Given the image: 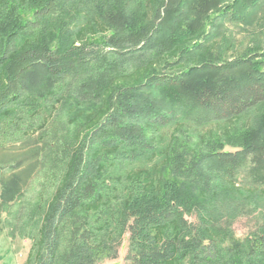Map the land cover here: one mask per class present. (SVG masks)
Wrapping results in <instances>:
<instances>
[{"label": "trees", "instance_id": "obj_1", "mask_svg": "<svg viewBox=\"0 0 264 264\" xmlns=\"http://www.w3.org/2000/svg\"><path fill=\"white\" fill-rule=\"evenodd\" d=\"M263 14L264 0H161L151 19L143 0H19L0 9V225L33 178L58 180L48 201L16 213L26 216L21 231L40 225L25 264H97L117 254L124 234V264H264V203L246 193L264 189V126L244 133L234 151L217 141L195 152L166 150L161 170L170 173L160 180L116 173L154 158L162 127L228 121L264 105V49L186 64L221 35L223 22ZM95 19L108 30L93 33ZM177 49L163 66H147ZM132 67L143 74L117 84ZM66 79L76 115L100 101L105 115L80 139L55 121L31 141L6 145ZM249 203L259 215L238 239L233 221L257 213Z\"/></svg>", "mask_w": 264, "mask_h": 264}, {"label": "rangeland", "instance_id": "obj_2", "mask_svg": "<svg viewBox=\"0 0 264 264\" xmlns=\"http://www.w3.org/2000/svg\"><path fill=\"white\" fill-rule=\"evenodd\" d=\"M17 1L19 0H0V9L5 10L11 2L16 3ZM143 2L145 4V16L147 19H151L156 8L161 4V0H143ZM214 13L215 11H212L210 16ZM95 21L96 23H93V33L97 29L98 33L102 30L105 32L108 30L104 25H99L96 19ZM204 21V27H207V18ZM218 29L222 30L221 35L211 39L203 52L189 57L186 64L196 63L206 57L219 61L229 60L246 54L256 47L264 49V14L251 23L225 21ZM90 31H92V27L87 26L84 28L83 33L89 34ZM178 53L179 49L163 53L161 56L152 58L147 62V66L151 64L150 66L161 67L167 59H174ZM143 69L135 70L132 67L128 76L118 78L116 83H129L135 80L143 74ZM69 82V79L61 82L63 83V88L59 90L60 93L57 95L59 98L45 100L44 106L38 110L39 114H26L25 119L22 120L24 128L19 130L20 133L7 138L5 144L13 145L14 143L31 141L48 123L55 121L56 123L67 122L65 125H68L70 135L73 138L78 137L80 139L86 131L91 130L108 111L105 103L100 101L101 104H93L90 107L86 105L85 111H81V113L76 115L77 107L68 101L72 93L70 88H66ZM261 126H264V105L231 120L210 122L206 125H196L190 121L181 120L156 131L154 140L161 151L154 158L149 161L139 159L127 164L123 170L117 169L116 173H118L120 178H144V176H149L160 180L168 177L170 173L169 167L165 171L161 170L162 160L166 157V150H168L167 153L169 155H173L174 152L171 150L173 147L179 152H182L184 148L195 152L201 148L205 150L213 142L217 141L219 144L216 142V145L222 146L225 151H234L237 149L236 146L242 142L241 136L244 133ZM15 139L19 140L15 141ZM155 163L159 164L156 165L157 167L152 168ZM10 168V165L5 166L6 171H9ZM238 176L241 178L242 172ZM57 182L58 180L47 183L41 178H33L24 190L25 196L11 203L3 210L2 224L0 225V264H25L29 261V256L34 254L41 235L40 225L30 224L26 226V231H21L20 229L26 216H20L19 219H16V213L21 207L23 208L22 212L23 210L28 211L31 208V205H28L29 202L34 203L37 200H41V203H43L44 200L48 201L54 195ZM233 188L237 189V186L233 184ZM246 193L251 194L256 201L259 200L260 203H264V189L250 188L247 189ZM243 195H245L244 192ZM249 204L252 206L251 209L257 213H254V216L241 215L233 221V230L235 237L238 239L244 238L255 228L256 216L259 215V210L257 209L256 211L254 205L252 203ZM68 244L69 234L67 233L61 239L60 248L64 250ZM127 247L128 234H124L117 247V254L115 256L110 255L97 262V264H124Z\"/></svg>", "mask_w": 264, "mask_h": 264}]
</instances>
